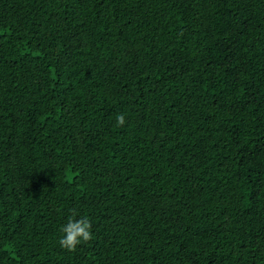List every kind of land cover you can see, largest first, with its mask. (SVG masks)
I'll list each match as a JSON object with an SVG mask.
<instances>
[{"label": "trees", "instance_id": "obj_1", "mask_svg": "<svg viewBox=\"0 0 264 264\" xmlns=\"http://www.w3.org/2000/svg\"><path fill=\"white\" fill-rule=\"evenodd\" d=\"M0 264H264V0H0Z\"/></svg>", "mask_w": 264, "mask_h": 264}, {"label": "clouds", "instance_id": "obj_2", "mask_svg": "<svg viewBox=\"0 0 264 264\" xmlns=\"http://www.w3.org/2000/svg\"><path fill=\"white\" fill-rule=\"evenodd\" d=\"M126 123V118L123 113L117 116V126L122 127ZM76 213L73 212L68 223L62 227L64 236L59 240L60 246L69 251L75 252L77 246L82 242L86 243L92 240V225L87 218L75 219Z\"/></svg>", "mask_w": 264, "mask_h": 264}]
</instances>
